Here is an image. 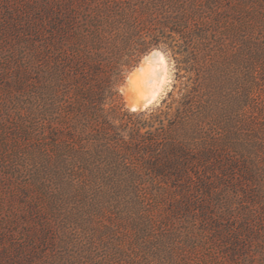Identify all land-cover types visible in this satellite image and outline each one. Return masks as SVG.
Segmentation results:
<instances>
[{"label":"rangeland","instance_id":"rangeland-1","mask_svg":"<svg viewBox=\"0 0 264 264\" xmlns=\"http://www.w3.org/2000/svg\"><path fill=\"white\" fill-rule=\"evenodd\" d=\"M41 1L0 0V264H264V0H115L147 41L159 39L127 58L124 122L232 167L192 162L187 179L165 181L137 154L91 149L64 162L42 145L23 85L26 26ZM168 16L178 33L157 24ZM155 50L169 85L158 104L131 112L123 82ZM203 203L230 214L217 225L231 241L210 234Z\"/></svg>","mask_w":264,"mask_h":264},{"label":"trees","instance_id":"trees-1","mask_svg":"<svg viewBox=\"0 0 264 264\" xmlns=\"http://www.w3.org/2000/svg\"><path fill=\"white\" fill-rule=\"evenodd\" d=\"M33 8L35 17L24 37L23 85L30 125L54 157L64 162L83 159L91 149L137 154L158 181L187 179L192 162L221 173L230 170L229 163L215 160L206 147L191 158L182 143L172 138L158 141L150 130L141 132L139 126L124 122L127 111L118 89L133 64L127 58L146 52L159 39L147 41L139 22L124 14L118 1L42 0ZM157 24L178 33L172 16ZM173 55L184 56L178 51ZM199 185L208 199L218 200L210 183L200 180ZM196 208L198 216L209 220L210 234L231 241L229 227L217 225L230 217L228 212L211 216L204 203Z\"/></svg>","mask_w":264,"mask_h":264},{"label":"bare ground","instance_id":"bare-ground-1","mask_svg":"<svg viewBox=\"0 0 264 264\" xmlns=\"http://www.w3.org/2000/svg\"><path fill=\"white\" fill-rule=\"evenodd\" d=\"M169 72L167 59L160 51L144 57L127 77V86L120 91L125 95L128 108L139 111L158 104L169 85Z\"/></svg>","mask_w":264,"mask_h":264},{"label":"water","instance_id":"water-1","mask_svg":"<svg viewBox=\"0 0 264 264\" xmlns=\"http://www.w3.org/2000/svg\"><path fill=\"white\" fill-rule=\"evenodd\" d=\"M123 86H127V78L125 79V81L123 82ZM131 112H136V111H132L130 110Z\"/></svg>","mask_w":264,"mask_h":264}]
</instances>
